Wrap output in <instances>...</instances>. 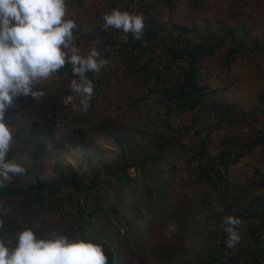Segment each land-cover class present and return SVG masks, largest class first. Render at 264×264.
Here are the masks:
<instances>
[{
  "label": "rangeland",
  "instance_id": "374dc122",
  "mask_svg": "<svg viewBox=\"0 0 264 264\" xmlns=\"http://www.w3.org/2000/svg\"><path fill=\"white\" fill-rule=\"evenodd\" d=\"M66 5L65 19H72L78 25L73 30V43L80 54L87 56L92 48H97L109 63L99 74H86L94 82L93 102L87 112H76L71 105L63 104L64 98L73 94L70 64L36 85L44 93L39 101L31 97L15 100V106L9 108L5 116L6 121L13 119L15 125L9 160L27 171L24 175L13 176L6 184L8 190H21L26 184L36 185L38 177L47 185L57 184L53 192L41 196L44 208L35 216L37 221L31 229L37 238L46 237L52 231L66 234L79 204L85 212L95 207V194L89 200L81 197L90 185L81 186V182L88 181L84 172L103 181L105 171H117L123 165L116 136L133 141L128 148L133 154L124 155L136 159L154 153L160 142H172L175 136L179 137L178 131L185 132L180 135L184 152L166 155L150 174L136 173L132 164L135 160H128L131 165L128 172L134 178L127 198L134 199L133 193L142 195L149 189L164 188V204L169 217L142 262L135 258L133 263L206 264L213 252L210 245L224 231L227 207L218 187L211 181H202V164L206 157L198 156L192 162L188 158L204 152L214 157L226 146L238 149L239 144L257 139L259 132L264 131V101L261 99L264 94V0H66ZM113 9L143 15L145 28L157 30L160 38L171 34L182 46L192 36L176 32L174 24L194 28L196 39H208L209 35L221 42L201 62L199 81L208 93L203 98L205 104L201 110H168L170 102L161 101L163 94L155 91V76L147 81L154 68L159 69L162 82L172 76L171 82L182 78L180 67L187 66V62L179 60L172 63V69L166 67L164 45L160 49L158 46L151 48L135 68L129 66L122 54L123 48L128 41L132 47L137 40L131 33L104 27L103 16ZM107 39L111 44L105 42ZM145 39V36L140 39L141 46L151 47ZM232 49L238 52L235 60L227 64V54ZM226 139L230 142L225 145ZM54 162L60 164L61 175L54 169ZM71 171L78 176L80 191L61 182L62 175H70ZM228 179L231 183L229 195L239 192L244 196L233 204L237 211L250 207L254 198H257L256 204L261 203L258 208L263 209L264 145L232 164ZM104 188L101 194L107 196V204L112 203L115 191L107 186ZM25 196L30 194H0V220L3 221L0 239L14 244L16 234L29 228L31 213ZM231 199L227 198V203ZM252 220L255 225L260 223L259 219ZM241 221V248H245L251 243L246 228L250 220ZM173 224L177 231L169 235V225ZM94 229L99 230L98 224Z\"/></svg>",
  "mask_w": 264,
  "mask_h": 264
},
{
  "label": "trees",
  "instance_id": "16d2710c",
  "mask_svg": "<svg viewBox=\"0 0 264 264\" xmlns=\"http://www.w3.org/2000/svg\"><path fill=\"white\" fill-rule=\"evenodd\" d=\"M173 30L192 36L184 46L180 44L181 41L174 40L171 34H166L164 38H160V33L151 27L146 26L144 29V35L146 42L151 44L142 47L141 41L137 40L135 45L129 46L130 42L126 43L123 48V56L126 58L127 63L131 68H135L138 61L147 56L149 50L154 47L164 45L167 54L166 67L172 69L173 62L184 60L187 62V66L181 68L182 78L175 79L167 78V81L162 82L161 76L158 74L159 69H153L151 74L147 77V81L155 76L156 93L163 94L164 98L161 101H165L168 104V110L176 112L177 110L190 111L194 109L201 110L203 108V98L208 96L203 86L200 83V70L203 57L207 53L213 52L214 48L221 45L220 41L213 40L209 35L207 38L196 39L194 28H187L182 25H173ZM169 40L168 44L166 41ZM107 44H111V40H105ZM129 46V47H128ZM211 46V48H210ZM245 48V47H244ZM138 49L137 53L136 50ZM110 49H108L109 51ZM245 50H247L245 48ZM244 50V51H245ZM238 49H232L227 54L226 62L230 64L235 60ZM133 57L132 61L130 57ZM89 76H92V72H88ZM156 74V75H155ZM162 84V85H161ZM264 101V94L261 98ZM93 102L91 99L90 103ZM172 103L174 105H172ZM203 103V104H202ZM202 104V105H201ZM216 105L217 103L214 102ZM174 106V107H172ZM235 105H233V108ZM167 123V122H166ZM179 137H174L172 142H160L159 148L155 149L152 154L139 156L136 159L125 156L124 154H133L130 151L132 140H128L127 137L116 136L120 150L122 153L120 157L123 159V165H120L117 171L109 170L105 171L103 181H97L94 177L91 178V173L84 176L88 179L85 183L81 182V186L85 187L87 184V192H84L81 197H85L86 200L91 199L92 194L96 195L94 200L95 207L92 210L84 211L82 204H79L75 211V219L69 226L66 234L70 239H85L93 241L103 246L105 254L108 257V264H134L133 259H140L142 262L143 257L149 253L154 240L158 238V233L162 230V227L166 226V220L168 208L164 204V188H160L157 191L147 189L144 194L133 193L134 199H128L127 193L131 186V180L133 175L129 173L128 160H135L132 162L135 165L136 173L150 174L152 168H158L165 156L171 154H178L184 152L185 145H182V136L185 132L178 131ZM210 136V131L208 137ZM230 140L226 139L223 144H228ZM205 143V142H204ZM236 145L239 144L235 142ZM137 145V144H136ZM260 145H264V131L259 132L257 139H252L248 142H242L239 144L238 149L231 147L223 148L218 155L209 157L208 153H197L195 156L189 157L188 161L192 162L198 156L206 157L205 164H202V181H211L218 187V191L222 196V202L227 207V216L238 217L241 220H250L247 238L251 240V243L245 248L242 246V238L239 244L234 249H230L226 246L228 234L224 230L221 233V237L218 240H214L210 247L213 252L209 256V260L206 264H264V208L259 209L260 202H257V198L253 200L250 207H245L244 210L237 211L233 205L238 203L244 196L241 193L234 192L229 195L231 183L228 179V172L232 164L239 162L242 156L248 155L253 149ZM132 152V153H131ZM129 157V158H128ZM90 167L91 163L88 164ZM150 166V170H147ZM53 167L58 174H62L60 170V164L58 162L53 163ZM88 169V168H87ZM161 181V180H160ZM158 181V182H160ZM64 184H71L75 190H79L80 182L78 176L74 171L70 172V175H62ZM158 182L156 187H158ZM264 185V181L261 182ZM160 185V183H159ZM107 186L109 190L115 191V199L112 203L107 204V196L101 194L102 189ZM57 184L47 185L44 181L38 177V183L36 185L26 184L20 189L13 191L8 190V186L0 189V194H30L25 196L26 203L30 205V217L28 220L29 228H33V224L37 221L35 216L38 215L39 210L44 208L42 197L48 191L53 192ZM130 191V190H129ZM232 197L231 201L227 203L226 199ZM256 204V205H255ZM108 205V206H107ZM252 218L260 220L258 225L253 223ZM98 224L99 230H95L94 226ZM160 226V227H159ZM243 228V227H241ZM241 234V233H240ZM242 237V235H241ZM111 248V249H110ZM113 251V252H112Z\"/></svg>",
  "mask_w": 264,
  "mask_h": 264
},
{
  "label": "clouds",
  "instance_id": "9594fccd",
  "mask_svg": "<svg viewBox=\"0 0 264 264\" xmlns=\"http://www.w3.org/2000/svg\"><path fill=\"white\" fill-rule=\"evenodd\" d=\"M66 14V0H0V188L11 182L13 176L27 171L9 160L15 125L13 119L6 121L5 116L15 106V100L31 97L39 101L44 93L36 85L70 64V88L74 95H67L63 104L71 105L76 112H87L94 82L86 74H99L109 63L97 48H92L87 56L80 54L73 43V30L78 25L65 19ZM103 19L105 28L131 33L133 39L140 40L144 35L141 14L113 9ZM223 225L228 234L226 246L234 249L241 241L242 221L230 215L224 218ZM176 231V225H169V235ZM0 264H108V257L103 246L93 241L73 240L58 231L37 238L33 229L26 228L16 234L14 244L0 239Z\"/></svg>",
  "mask_w": 264,
  "mask_h": 264
}]
</instances>
